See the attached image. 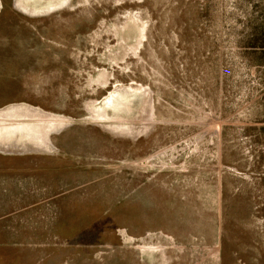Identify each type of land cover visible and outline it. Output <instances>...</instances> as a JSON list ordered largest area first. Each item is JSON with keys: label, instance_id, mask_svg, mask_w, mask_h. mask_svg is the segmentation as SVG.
<instances>
[{"label": "rangeland", "instance_id": "1", "mask_svg": "<svg viewBox=\"0 0 264 264\" xmlns=\"http://www.w3.org/2000/svg\"><path fill=\"white\" fill-rule=\"evenodd\" d=\"M0 264H264V0H0Z\"/></svg>", "mask_w": 264, "mask_h": 264}]
</instances>
